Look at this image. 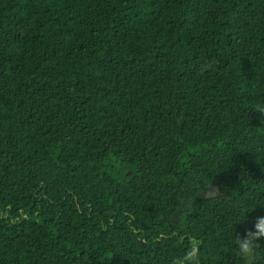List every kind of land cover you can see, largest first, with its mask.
Returning <instances> with one entry per match:
<instances>
[{
  "label": "trees",
  "instance_id": "obj_1",
  "mask_svg": "<svg viewBox=\"0 0 264 264\" xmlns=\"http://www.w3.org/2000/svg\"><path fill=\"white\" fill-rule=\"evenodd\" d=\"M261 105L264 0H0V264H225Z\"/></svg>",
  "mask_w": 264,
  "mask_h": 264
},
{
  "label": "clouds",
  "instance_id": "obj_2",
  "mask_svg": "<svg viewBox=\"0 0 264 264\" xmlns=\"http://www.w3.org/2000/svg\"><path fill=\"white\" fill-rule=\"evenodd\" d=\"M256 111L264 116V105L257 106ZM209 199H213L221 195L218 189L211 187L207 188L205 193ZM200 195V194H199ZM253 208L245 212L242 218L234 222L232 228V235L227 245L228 250L223 253H231L230 257L225 258V264H259L258 256L264 247L261 241H264V215L257 216L252 227L246 229L242 234L236 233L235 225L243 222L246 218V213L250 212ZM204 241L196 235L187 236V245L183 255L174 256L170 264H202V247Z\"/></svg>",
  "mask_w": 264,
  "mask_h": 264
},
{
  "label": "water",
  "instance_id": "obj_3",
  "mask_svg": "<svg viewBox=\"0 0 264 264\" xmlns=\"http://www.w3.org/2000/svg\"><path fill=\"white\" fill-rule=\"evenodd\" d=\"M211 188L217 189L215 186H212ZM206 192H207V190H206ZM206 192H205V193H206ZM206 197H207V195H206Z\"/></svg>",
  "mask_w": 264,
  "mask_h": 264
},
{
  "label": "flooded vegetation",
  "instance_id": "obj_4",
  "mask_svg": "<svg viewBox=\"0 0 264 264\" xmlns=\"http://www.w3.org/2000/svg\"><path fill=\"white\" fill-rule=\"evenodd\" d=\"M217 188V187H216Z\"/></svg>",
  "mask_w": 264,
  "mask_h": 264
}]
</instances>
